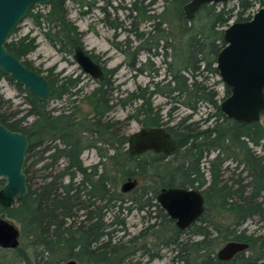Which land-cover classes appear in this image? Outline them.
Here are the masks:
<instances>
[{
	"label": "trees",
	"instance_id": "1",
	"mask_svg": "<svg viewBox=\"0 0 264 264\" xmlns=\"http://www.w3.org/2000/svg\"><path fill=\"white\" fill-rule=\"evenodd\" d=\"M67 1L50 0L44 11L32 5L19 24L29 18L53 47L73 55L76 46L83 47V32L69 19ZM71 1L84 15L105 0ZM161 1L158 12L157 0L121 5L130 19L125 29L143 42L135 47L129 68L142 71L145 62L138 63L137 55L150 53L160 42L173 52L170 61L163 59L167 72L161 80L137 86L123 97L115 96L118 88L109 81L108 92L101 87L83 94L84 113L74 104L82 91V74H53L48 69L50 93L43 102L14 83L28 104L26 115L15 121L16 130L29 137L23 168L27 194L15 202L0 199V216L20 227L18 247L0 248V264H141V258L162 257L164 249L172 255L169 264H264V124L227 118L210 82L218 75L215 58L223 47V29L231 20H249L251 10L264 6V0H229V7L205 4L190 19L183 13L187 0ZM136 19L149 23L150 29L137 31ZM18 28L6 42L7 51L41 73L27 59L37 48L36 37H13ZM152 33L156 40L146 45ZM130 43L126 38L114 45L127 56ZM179 49H184L181 55ZM115 71L107 69L106 74L111 78ZM3 76L0 73V80ZM156 94L170 104L166 113L153 104ZM50 100L66 105L49 108ZM202 104L213 113L194 120ZM116 105L131 109L122 122L109 118ZM180 106L188 113L175 119ZM26 117L32 120L28 123ZM130 121L142 127L166 126L176 141L175 151L169 157L153 151L130 155L125 133ZM86 150H94L98 162L85 165ZM127 179H136L137 185L123 193L119 184ZM168 187L194 188L203 195V213L185 229L177 228L156 202L159 191ZM132 210L143 214L146 225L129 235L126 217ZM253 218L261 225L249 231L245 224ZM230 241L246 243L247 248L228 262L218 260L216 252Z\"/></svg>",
	"mask_w": 264,
	"mask_h": 264
},
{
	"label": "water",
	"instance_id": "2",
	"mask_svg": "<svg viewBox=\"0 0 264 264\" xmlns=\"http://www.w3.org/2000/svg\"><path fill=\"white\" fill-rule=\"evenodd\" d=\"M50 0H0V73L27 88L40 102L46 101L50 88L47 78L29 69L9 53L6 42L32 5H47ZM229 0H187L183 13L187 19L205 4H223ZM223 47L215 58L219 79L228 89V95L219 103L222 113L236 122L264 124V6L258 8L247 21H233L223 29ZM75 63L83 74L102 79L103 71L80 46L73 50ZM176 141L164 127H146L128 136L127 151L139 155L146 151L170 156ZM29 137L12 132L0 124V199L19 201L27 194L23 171ZM137 185L136 179H127L120 191L128 193ZM156 202L179 229L194 223L204 210L202 193L194 188H162ZM20 230L5 216H0V248L15 249L19 245ZM247 248L246 243L230 241L216 252L220 261H229ZM64 264H77L68 260Z\"/></svg>",
	"mask_w": 264,
	"mask_h": 264
},
{
	"label": "rangeland",
	"instance_id": "3",
	"mask_svg": "<svg viewBox=\"0 0 264 264\" xmlns=\"http://www.w3.org/2000/svg\"><path fill=\"white\" fill-rule=\"evenodd\" d=\"M111 4H107L105 1H99L96 3L95 7L92 10L84 15H81L79 12V7L74 4L71 0H68L66 3V8L68 12V17L71 21H73L79 31L83 32L82 36V44L83 48L86 50H92L98 53L101 56L107 58L106 68L112 69L116 68V71L111 76V83L113 86H117L118 90L116 94L117 97H123L126 92H132L135 90L137 86H145L150 81H159L161 80L167 72L166 67L164 66L163 59L165 61H170L173 52L171 49L164 50L161 46L162 42H160L157 48H153L150 53L142 50L137 55L136 59L138 63H144L142 66V71H134L127 66V64L133 59V51L135 47L140 45V40H137L135 35L132 33H128L125 29L129 24L130 19L127 18L128 10L121 7H128L131 0H110ZM232 2L228 1L227 6H231ZM105 7V11L101 10L99 7ZM162 7V1L157 0L154 5V12H158ZM42 11L45 10V5H39L38 7ZM260 8V7H259ZM258 9V6H255L252 10ZM84 11V8L81 9ZM139 19L135 20V27H137V31L139 32H147L150 29L149 23L139 22ZM230 22H233L231 20ZM110 23L119 24L122 23L124 27L114 29L110 26ZM16 27L18 31L13 35V37L22 36L24 34L29 33L30 36L36 37L37 48L35 51L30 53L27 56V59L30 60L33 66L40 70V74L46 75L47 70L51 69L52 73H57L62 71L63 74H82L83 83L80 85H84L82 87L81 93L77 96L75 105H78L81 111L84 113L87 111V106L82 102V96L84 93H87L93 87V83L90 80H87L88 75L82 73L79 69L78 65L75 63L73 55L67 53H61L57 50L56 47H53L40 33L39 29L36 28L32 21L29 18L24 19L20 24ZM148 44L155 42L156 36L152 33L147 36ZM126 38L130 40V49L128 51V55L125 56L122 50L117 49L115 47V43H122ZM145 38V37H144ZM124 48V46H123ZM184 52V49H179L180 55ZM210 82L215 83V89L218 92L219 102L226 96L225 94V86L222 81L219 79L218 75L211 76ZM2 83V89L0 90L1 99L3 106L7 108H11L16 111L17 117H20L25 114V109H28V106L24 101V94L20 92L16 86L10 87L5 83ZM121 95V96H120ZM153 104L156 106L162 107V112L166 113L167 109L170 107V104L167 102V99L161 95L156 94L152 98ZM66 102L64 100H50L48 102L49 108H60L65 107ZM130 108H123L121 105H116L112 111L109 113V118L112 120H118L120 122L125 120L126 115L130 112ZM188 111L182 106L178 107L175 112V119L182 115L187 114ZM208 113H213V109L207 106L206 104H202L199 108L198 113L193 116L194 120H199L200 118H204ZM32 120L31 117H26L25 121L30 122ZM140 128V124L137 121L128 122L125 133L130 135ZM82 160L85 165H90L98 162V156L94 150H86L82 154ZM62 163V160L59 162ZM233 164H230L232 167ZM228 175V172H226ZM119 184V188H120ZM142 213L137 212L136 210H132V212L126 217V226L129 235L137 234L146 224L142 222ZM10 220V219H8ZM12 221L18 228L19 224ZM260 222H258L257 218H253L246 222L245 227L248 228L249 231L256 230L260 228ZM121 234V233H119ZM162 257L156 258L153 260H148V258H141V264H169L172 255L170 251L166 249L161 251ZM174 264H181L175 262Z\"/></svg>",
	"mask_w": 264,
	"mask_h": 264
},
{
	"label": "flooded vegetation",
	"instance_id": "4",
	"mask_svg": "<svg viewBox=\"0 0 264 264\" xmlns=\"http://www.w3.org/2000/svg\"><path fill=\"white\" fill-rule=\"evenodd\" d=\"M255 13V12H254ZM254 13H252L251 12V15H253ZM251 18V17H250ZM83 48V47H82ZM83 50H84V52L86 53V54H88L89 56H90V58L95 62V63H97L100 67H101V69H102V71H103V77H102V79H94V78H91V77H89V76H86L87 77V80H90V82H92L93 83V87L91 88V90H93V89H95V88H101V87H103V89L106 91V92H108V83H109V81H111V79H110V77L106 74V71H107V68H106V62H107V58L106 57H104V56H101V55H99L98 53H96L95 51H92V50H86V49H84L83 48ZM5 82L9 87H10V85L11 86H14L15 87V82H13L11 79H9L7 76H3V78L0 80V90L2 89L1 87H2V83L1 82ZM83 83V81L81 80V82H80V85ZM79 85V88L82 90V87L84 86V85H82V87ZM24 101H25V104L28 106V104H27V102H26V100H25V98H24ZM3 103L4 102H2V99H1V93H0V124L1 125H3L6 129H8V130H10V131H12V132H20V133H23L21 130H16V125H15V121L17 120V119H21L23 116H25L26 115V112H27V109H25L26 111H25V114L24 115H22V116H20V117H17V115H16V111L15 110H13V109H11V108H7L6 109V107H4L3 106ZM159 127H164L165 129H166V126H159ZM141 128H146V127H142L141 125H140V128L139 129H141ZM23 134H25V133H23ZM129 136V135H128ZM127 142H128V140H127ZM126 149H127V144H126ZM175 151V150H174ZM146 152H148V151H146ZM143 153H145V152H143ZM143 153H141V154H143ZM141 154H139V155H141ZM160 154V153H159ZM162 155V154H161ZM163 156V155H162ZM169 157V156H168ZM0 181H2V180H0ZM2 184H3V181H2ZM2 184H0V187L2 186ZM239 253V252H238ZM236 255V254H235ZM234 257V256H233ZM230 261V260H229ZM224 262H228V261H224Z\"/></svg>",
	"mask_w": 264,
	"mask_h": 264
},
{
	"label": "built area",
	"instance_id": "5",
	"mask_svg": "<svg viewBox=\"0 0 264 264\" xmlns=\"http://www.w3.org/2000/svg\"><path fill=\"white\" fill-rule=\"evenodd\" d=\"M257 9H255L254 11H252V13H254Z\"/></svg>",
	"mask_w": 264,
	"mask_h": 264
}]
</instances>
